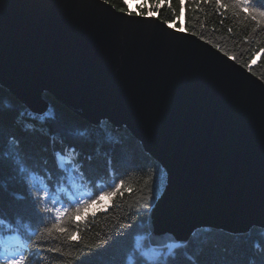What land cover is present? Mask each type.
<instances>
[{"label":"water","instance_id":"95a60500","mask_svg":"<svg viewBox=\"0 0 264 264\" xmlns=\"http://www.w3.org/2000/svg\"><path fill=\"white\" fill-rule=\"evenodd\" d=\"M168 24L103 0H0V86L32 113L49 94L140 142L165 172L151 247L264 228V82Z\"/></svg>","mask_w":264,"mask_h":264},{"label":"trees","instance_id":"16d2710c","mask_svg":"<svg viewBox=\"0 0 264 264\" xmlns=\"http://www.w3.org/2000/svg\"><path fill=\"white\" fill-rule=\"evenodd\" d=\"M137 1V11H131L126 0H108V3L133 13L154 12L161 20L202 36L213 46L219 45L222 52L235 57L236 62L248 67L264 82V53H260L264 48V20L258 25L232 0H223L228 5L226 11H217L215 0L209 3L201 0L199 4L196 0H184L183 5L180 0ZM249 7L264 8V0H250ZM44 96L50 107L39 115L30 112L0 86V161L12 165L10 171L0 173V217L4 218L0 221V238L15 236L19 242L14 247L19 248L22 243L32 252L37 244L57 249L46 251L39 259L32 256L30 264H135V258L130 259V250L136 241L160 264H168L177 250H181L184 264H261L264 261V228L258 227L241 234L202 227L194 230L183 244L151 247L148 217L137 216L136 210L148 202L150 194L154 196V204L161 193L165 183L161 165L144 152L140 142L124 126L117 128L106 120L92 125L49 94ZM59 155L64 158L63 164L59 163ZM81 163L86 175L79 174ZM25 180L34 192L52 189L46 205L52 211L45 214V222L39 227H35L34 218L22 212L28 207ZM71 181L82 190V200L74 201L63 191L71 188ZM120 181L122 195L111 196L112 206L106 211L82 219L85 212H92L88 210L89 203L80 205L81 212L77 215L76 208L81 201L96 199ZM60 202L61 210L67 212L59 221L68 229L65 234L52 229L58 223L55 206ZM130 223L134 227L118 236L122 227ZM77 232L79 241H69L68 235ZM4 248L0 244V249ZM23 254L28 256L29 251ZM0 264L6 261L0 259Z\"/></svg>","mask_w":264,"mask_h":264},{"label":"snow or ice","instance_id":"6c2138e0","mask_svg":"<svg viewBox=\"0 0 264 264\" xmlns=\"http://www.w3.org/2000/svg\"><path fill=\"white\" fill-rule=\"evenodd\" d=\"M104 3H108V0H103ZM181 4H184V0H180ZM197 4L201 2V0H196ZM203 3H209L211 0H202ZM232 3L235 5L240 6V9L242 13L246 16L251 18V20L256 21L257 24L259 25L261 20H264V8H252L249 7L250 0H232ZM215 4L217 5V11L220 9H224L225 11L228 8V5L223 3V0H215ZM131 13H129L130 15ZM239 14V13H238ZM139 15L142 16H148L152 17L155 16L156 13L154 12H147V13H139ZM165 23H168L167 21ZM221 23H223V20H221ZM169 27H172V24H168ZM228 31L231 33V29H228ZM200 39L202 40L203 37L201 36ZM245 40L247 41V37H245ZM217 49L219 50V45L216 46ZM260 53H264V48L260 49ZM231 59H235V57H231ZM73 151L75 149L73 148ZM83 164H80V170L79 174L80 175H86V173L83 171ZM12 168V165L9 162L6 161H0V173H3L5 171H10ZM76 170H74L75 173ZM62 182V181H58ZM25 183V188H26V197L28 201V207L23 208L22 212L24 214H27L30 218H34L35 221V227H39L40 224L44 223L45 220V214L50 213L52 209L50 207H47L48 200L51 196V187H49L48 191H40L36 190L35 192L32 190V187L27 184V181H24ZM123 187V182H117L115 183V186L111 188L109 192H101L99 196L96 197V199L91 200V201H81L76 208V213L77 215L80 214L81 212V207L80 205H87V204H94V205H101V201L103 200L104 196H112L114 197L117 194H121V189ZM129 192H131V189H128ZM154 199L153 195H149L148 197V202L146 204L140 205L139 208H137L136 213L137 216H142L143 214H146L149 219L152 218V213L154 212V206L152 204V200ZM112 206L111 201L108 204L101 205L100 207L96 208L94 211L91 213L85 212L84 216L82 219H85L87 215L95 216L96 212L98 211H106L109 207ZM66 211H60L59 209L56 210V220L58 221L57 224L52 225V229L58 230L61 234H65L68 232V229L64 228L61 226L59 221H61L62 217L66 215ZM24 216L22 215L19 219H23ZM4 218L0 217V221H3ZM30 222L31 219H30ZM80 221H77V224H79ZM134 227V224L130 223L127 225H124L119 233H117L118 236H122L125 234V230H130ZM16 231H19V229H16ZM51 231V229L49 230ZM153 236L159 235V233L155 229V222L153 221ZM22 235L24 233H21ZM68 240L73 241V242H78L80 239V236L78 232L76 234H70L68 235ZM107 243V242H105ZM24 251H29V255L25 256L23 254ZM46 251L48 252H55L57 249L55 248H45L41 244H37L35 247V251L32 252L31 250H28L25 248L24 245H20L19 249L14 251L11 254H6L4 256H0V259H3L6 261V264H30L32 256H35L36 258H42L43 253ZM134 257L135 258V264H160V261L158 259H155L153 254L148 251H144L142 248V245L139 243V241H136L135 244L131 247L130 250V259ZM168 264H184L183 257L181 254V250H177L175 255L170 258ZM261 264H264V261L261 262Z\"/></svg>","mask_w":264,"mask_h":264},{"label":"rangeland","instance_id":"374dc122","mask_svg":"<svg viewBox=\"0 0 264 264\" xmlns=\"http://www.w3.org/2000/svg\"><path fill=\"white\" fill-rule=\"evenodd\" d=\"M126 3L128 4V7L131 11H137V8H136V4L139 3V1L137 0H126ZM58 160H62L61 163H63L64 161V158L62 156H58ZM63 191L65 192V194L71 198L72 200L76 201V198H82L81 197V192L82 190L80 189V187L75 184L74 181H71V188H65L63 189ZM110 197L111 196H104L103 200L101 201V205H104V204H108L110 202ZM101 205H94V204H91L89 206V209L88 210H91V211H94L96 208L100 207ZM56 209H59L60 211L61 208L63 207V204L60 202L58 205L55 206ZM16 237L15 236H12V235H8V236H5V237H2L0 238V244H4L5 245V248L4 249H0V256H4L6 254H11L12 253V250H10V246H12V242H15L14 244H17L19 241H17L15 239ZM3 260V259H1Z\"/></svg>","mask_w":264,"mask_h":264},{"label":"bare ground","instance_id":"6f19581e","mask_svg":"<svg viewBox=\"0 0 264 264\" xmlns=\"http://www.w3.org/2000/svg\"><path fill=\"white\" fill-rule=\"evenodd\" d=\"M256 55H258V54L256 53ZM101 121H102V120H101ZM112 126H113V125H112ZM61 161H62V160H60L59 163H60V164H63L64 161H63V163H61ZM159 195H160V194H159ZM15 239H16L17 241H19V240L17 239V237H16ZM14 243H15V242H12V244H13V245H12V250H13L12 253H13L14 251H16V250L19 249V248L14 247V246H16L18 243H17V244H14ZM20 245H22V243H20ZM17 246H18V245H17Z\"/></svg>","mask_w":264,"mask_h":264}]
</instances>
